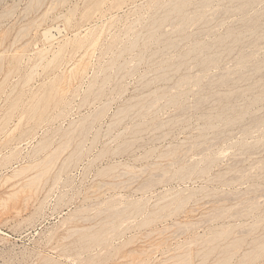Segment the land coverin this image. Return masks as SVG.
Instances as JSON below:
<instances>
[{"label":"rangeland","instance_id":"1","mask_svg":"<svg viewBox=\"0 0 264 264\" xmlns=\"http://www.w3.org/2000/svg\"><path fill=\"white\" fill-rule=\"evenodd\" d=\"M36 1L0 0V264H264V0Z\"/></svg>","mask_w":264,"mask_h":264},{"label":"bare ground","instance_id":"2","mask_svg":"<svg viewBox=\"0 0 264 264\" xmlns=\"http://www.w3.org/2000/svg\"><path fill=\"white\" fill-rule=\"evenodd\" d=\"M38 1V0H37ZM37 1H36V3H37ZM41 1V0H40ZM39 1V2H40ZM181 1L182 0H176V1H174L173 2V4L171 5V8L174 10V11H177V12H179V10H180V6H181ZM62 3V2H61ZM164 3V2H163ZM54 5H55V3H53ZM52 4V5H53ZM168 7V6H167ZM55 8H53L52 10H54ZM171 11V10H170ZM173 11V12H174ZM53 12V11H52ZM188 13V12H187ZM199 13V12H198ZM45 15H47V14H45ZM188 15V14H187ZM45 17V16H44ZM69 17H67V20H69L68 19ZM167 20V19H166ZM251 20V19H250ZM247 21H249V20H247ZM69 22V21H68ZM162 22V21H161ZM246 22V21H245ZM252 24V23H251ZM188 25V24H187ZM250 25V24H249ZM249 25H247L246 27H248ZM253 25H255L254 23H253ZM252 25V26H253ZM251 26V27H252ZM38 27V26H37ZM36 27V28H37ZM250 27V26H249ZM38 29V28H37ZM64 29H63V27H62V25H59L58 24V26H55V27H53V28H51V29H49V30H46L43 34H44V36H43V38L45 37V39H51V38H54V37H56V36H59L61 33H62V31H63ZM36 31V30H35ZM204 31V30H203ZM249 31V30H248ZM244 32V31H243ZM65 33V32H64ZM78 33V32H77ZM76 33V34H77ZM154 34V33H153ZM260 34V33H259ZM34 35V34H33ZM250 35V34H249ZM248 35V36H249ZM91 36V35H90ZM239 36H241V35H239ZM247 36V35H246ZM240 38V37H239ZM261 38V37H260ZM259 38V39H260ZM137 39V38H136ZM96 40V39H95ZM46 42H47V40H45ZM254 41V40H253ZM94 42H96L97 43V40L96 41H94ZM28 43V42H27ZM134 43V42H133ZM60 44V43H59ZM61 44H62V41H61ZM92 47H93V43H92ZM227 47V46H226ZM49 48H51V47H49ZM49 48H48V51H49ZM89 48H90V46H89ZM219 48V47H218ZM197 49V48H196ZM212 49V48H211ZM224 49V48H223ZM47 50V49H46ZM214 50H215V48H214ZM45 52V51H44ZM44 52H42V53H44ZM47 52V51H46ZM58 52V51H57ZM87 52V51H86ZM216 52V51H215ZM215 54V53H214ZM220 54V53H219ZM48 55V54H47ZM55 55H57V54H55ZM59 55V54H58ZM218 55V54H217ZM41 56V55H40ZM189 56V55H188ZM204 56V55H203ZM216 56V55H215ZM42 57V56H41ZM82 57V56H81ZM244 57V56H243ZM183 59V58H182ZM214 59H215V57H214ZM214 59L213 58H209V56H208V58H206V60H204L203 62H202V64L205 66L206 64L207 65H209V64H211V63H213L214 62ZM45 60V59H44ZM52 60H53V58H52ZM81 60V59H80ZM39 61H42V59L41 60H39ZM38 63V62H37ZM41 63V62H40ZM201 63V62H200ZM197 65V64H196ZM201 65V64H200ZM35 66H37L36 64H35ZM177 66V65H176ZM34 67V66H33ZM74 67V66H73ZM72 68V67H71ZM70 68V69H71ZM75 68V67H74ZM74 68H73V70H74ZM238 69V68H237ZM257 69V68H256ZM259 70V69H258ZM72 71V70H71ZM169 71H171V70H169ZM175 71V70H174ZM203 71V70H202ZM33 72V71H32ZM68 72H69V70H68ZM243 77V76H242ZM31 77H29L28 79H30ZM70 78V77H69ZM27 79V80H28ZM224 79V78H223ZM246 79V78H245ZM222 80V79H221ZM180 83V82H179ZM184 83V82H183ZM188 84V83H187ZM253 85V84H252ZM255 85H256V83H255ZM180 86H181V84H180ZM251 87V86H250ZM225 95V94H224ZM227 95V94H226ZM263 95V94H262ZM218 97V96H217ZM259 97V96H258ZM218 98H220V97H218ZM229 98V97H228ZM225 99V98H224ZM224 99H222V100H224ZM258 99V98H257ZM200 100V99H199ZM202 100V99H201ZM217 101V100H216ZM219 101H220V99H219ZM218 102V101H217ZM198 103V102H197ZM199 104H201V103H199ZM225 109V108H224ZM221 111V110H220ZM222 111H223V109H222ZM223 115V114H222ZM228 118V117H227ZM242 118V117H241ZM220 119H221V117H220ZM254 119H256V118H254ZM253 119V120H254ZM219 120V119H218ZM222 120V119H221ZM215 121V120H214ZM210 122V121H209ZM213 122V121H212ZM234 122V121H233ZM252 123V122H251ZM230 124V123H229ZM209 127V126H208ZM264 136V135H263ZM264 143V142H263ZM44 168V167H43ZM28 169V168H27ZM264 169V168H263ZM26 170V169H25ZM23 171V170H22ZM48 170H46L45 172H47ZM42 173H44V172H42ZM41 173V174H42ZM38 176H40L41 177V175H39V174H37ZM32 178V177H31ZM30 180V179H29ZM37 180H39V177H38V179L36 178V181ZM29 185V184H28ZM253 206V205H252ZM250 208V207H249ZM254 209V208H253ZM124 210V209H123ZM108 211V210H107ZM106 211V212H107ZM105 212V211H104ZM104 212H103V214H104ZM114 212H116V211H114ZM120 213L121 212H118V213H114V216H117V217H119L120 216ZM102 214V215H103ZM122 214V213H121ZM119 215V216H118ZM113 216V217H114ZM113 217H110V218H113ZM114 218H116V217H114ZM113 218V219H114ZM109 219V218H108ZM106 220H107V218H106ZM101 222H102V220H101ZM261 249V248H260ZM258 250V249H257Z\"/></svg>","mask_w":264,"mask_h":264}]
</instances>
